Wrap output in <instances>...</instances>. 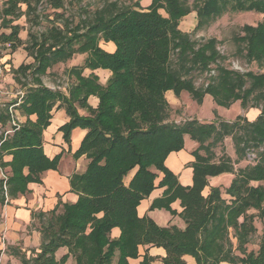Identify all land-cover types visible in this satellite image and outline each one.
Segmentation results:
<instances>
[{
  "label": "trees",
  "instance_id": "1",
  "mask_svg": "<svg viewBox=\"0 0 264 264\" xmlns=\"http://www.w3.org/2000/svg\"><path fill=\"white\" fill-rule=\"evenodd\" d=\"M67 2L6 0L0 6V21L11 33L2 34L0 41L17 51L23 45L22 27L13 25L15 21L25 17L32 26H39L46 16L40 13L41 7L66 11ZM194 10L206 25L228 10L264 11V0H195ZM191 13L182 0H152L146 9L139 2L125 6L107 2L91 15L80 17L77 24L56 13L54 20L48 17L51 25L45 32L31 34L25 51L34 63L14 71L22 78L30 75L34 81L26 85L19 104L28 120L11 125L12 133L1 137L0 168H9L10 174H4L6 191L5 181L0 183V202L25 194L29 184L42 183L45 172L58 170L62 154L50 159L43 148V135L55 109H64L70 118L59 130L66 144L70 145L73 130H87L73 157L86 156L90 163L84 174H76L70 181L78 201L64 204L61 214L58 209L40 213V252L29 259L21 256L23 264H66L70 257L76 264H154L156 259L148 251L140 255V248L146 246L166 252L162 264H191L188 259L193 264H264V234L258 252L246 248L257 232L256 216L264 218V187L253 185L264 181V74H242L217 65V78L205 90L197 89L186 77L196 70L210 71V65L221 57L214 42L206 51H194L189 36L179 30L182 19ZM257 29L245 26L240 41L247 43L248 57L263 66L264 31ZM100 42L113 43L115 52H106ZM86 52L89 56L84 65L70 71L76 82L69 95L44 86L41 77L49 69ZM87 69L109 70L112 75L102 86L94 73L83 76ZM168 91L177 95L186 91L200 104L210 94L226 109L238 101L244 110L262 106V113L254 122L244 116L233 122L221 118L169 122L171 107L164 96ZM92 96L99 99L97 109L88 105ZM79 109L88 115L82 116ZM8 122L12 120L7 108H0V123L5 126ZM185 136L198 145L193 152L191 187L182 186L165 165L170 154L184 149ZM226 140L232 143L235 159L226 152L216 153L217 148L226 147ZM245 160L248 164L238 168ZM226 173L234 175L226 189L230 199L223 198L220 188H211L205 196L209 178ZM159 174L163 178L157 186ZM158 188L165 191L150 210H166L179 217L185 223L183 229L161 227L150 217L138 215L141 202ZM176 201L181 203L180 213L172 209ZM251 210L257 215L250 214ZM114 229L120 230V236L113 239ZM61 248H67L68 254L58 260L56 253Z\"/></svg>",
  "mask_w": 264,
  "mask_h": 264
},
{
  "label": "rangeland",
  "instance_id": "2",
  "mask_svg": "<svg viewBox=\"0 0 264 264\" xmlns=\"http://www.w3.org/2000/svg\"><path fill=\"white\" fill-rule=\"evenodd\" d=\"M5 1L6 0H1L0 6H2ZM182 1L185 3L186 6L190 7L192 13L182 19L179 26V30L189 36V40L193 44L192 49L196 52L206 51V48L210 47L211 43L214 42L215 50L219 53V56L221 57V59L219 58L218 60H216V63L210 65V71L202 72L201 70H196L191 73L188 77H186L188 80L193 81L197 89L205 90L206 87L217 78V65L224 69L236 71L242 74H264V65H260V62H258L256 59L249 58L247 43L243 42L242 40L240 41V39L245 36V32L243 31V28L245 26H251L253 28H258L257 30L260 29L261 31H264L263 10L261 11L262 13L235 12L232 10H228L224 15L216 18L215 20L211 21L206 25H202L199 15L194 10L195 0ZM107 2H117L120 6L131 5L136 2H139L142 8L146 9L150 6L152 0H68L66 11L54 10L46 6L41 7L40 13L46 16L42 18L41 24L39 26H32L27 22V19L25 17L14 22L13 25H20L22 27L20 32V39L22 40L23 45L17 51L13 52L10 48L9 43L4 44L2 41H0V103L3 107H5V109H10L11 106L15 105V107H18L19 104L15 103L21 102V97L23 96L26 90V85L34 83L30 75H28L26 78H22L20 77V75L18 76L13 72L15 68H18L22 64L29 65L34 63V58L31 57L27 51H25V47L29 46L31 34L38 36L40 35V33L45 32L46 29L50 27V21L54 20L56 13L63 14L66 19H73L72 21H75V24H77L80 21V17L91 15L96 9L103 7ZM160 13L166 18L168 17L163 10H160ZM48 17L50 21L47 20ZM58 25H60L59 22ZM10 33L11 30L3 28L0 21V37L2 34L9 35ZM106 45L107 43L100 42V47L103 50H105ZM105 51L107 52V50ZM210 53V51H207L206 55L209 56ZM262 55L264 56V53ZM88 56V52H86V54H77L72 60H69L68 62L63 64H58L53 68L49 69L47 74L41 77L44 86L53 91H61L63 94L69 95L70 88L76 82L75 77L70 76V71L75 67L83 66ZM171 65L173 69H176V56L172 58ZM164 96L166 101L169 103L170 107L171 105L175 107H171L169 122H176L179 124L191 119H199L200 117L202 118V121H208V117L210 114L214 115V117L212 118L213 121H215L217 118H221L218 115L219 112L225 118L223 119L225 121L233 122L238 116H244L245 118H247L248 121H255L262 113V106H260L259 108H248L244 110L241 107L240 101L234 103L229 109L221 107V110H215L216 108L214 106H216L217 104L214 102V99L210 94L204 96L202 104H200L198 100L194 99V97L186 91L181 92L179 95H177V93H175L174 91H168L164 94ZM96 98L98 99V97ZM252 104L253 101L251 100L249 105ZM217 107L220 106L217 105ZM250 112H254L255 115L258 116H249ZM202 114L206 115L203 116ZM9 127L10 126H6L4 129L8 130L10 129ZM225 144V148L219 147L216 149L217 155L221 156L225 152L228 155L229 153L235 155V152L231 153L233 149L231 148L233 147L231 141L226 140ZM233 158H235V156H233ZM89 163L90 160L88 159V165ZM245 164H248L246 160L237 167L239 168L240 166H243ZM135 172L136 170L132 171L129 174V176L125 179L126 183L130 182V179L133 177V174H135ZM0 173L1 178H3L2 174L5 173H2L1 170ZM230 183L227 188L231 185ZM253 185L264 187V181L254 182ZM222 193L224 194L222 195L223 198L226 199V197L228 196L226 194V190ZM249 213L257 215V211L254 210H251ZM254 226L256 227L257 232L251 237L250 243L246 246L248 252H258L259 250L261 238L264 234V218L256 216L254 220ZM233 242L235 246H237V240L233 238ZM154 249L158 248H154L151 246L141 247L140 255L143 256L146 251H148L149 255L156 259L154 264H162V258L157 255V253H152V250ZM71 258L72 257H70L66 264L74 263L73 261L75 260H72ZM141 259L142 257L138 260H133L132 263H137Z\"/></svg>",
  "mask_w": 264,
  "mask_h": 264
},
{
  "label": "crops",
  "instance_id": "3",
  "mask_svg": "<svg viewBox=\"0 0 264 264\" xmlns=\"http://www.w3.org/2000/svg\"><path fill=\"white\" fill-rule=\"evenodd\" d=\"M105 50L109 53H114L116 46L113 43H109L106 45ZM18 68H15V70ZM15 70H13V72ZM93 73L99 77L102 85H106V82L111 76L110 71L101 69L96 71L86 70L83 75L89 77ZM20 103L16 102L15 104ZM98 103L99 100L96 97H90L88 100V104L92 108H97ZM15 106H11L10 109L7 108L12 122H8L5 126L0 123V141L3 134L8 135L12 133V131H10L11 125L16 126L17 124H24L28 120V117L22 114L19 106ZM171 107L175 108L173 105H171ZM214 107L216 108L215 110H221V107H217V105ZM0 108L5 109L1 103ZM79 113L82 116H87L85 110L79 109ZM52 115L53 118L51 120V125L43 135V148L45 154L50 159H54L56 156L62 154L59 168L57 171L50 170L45 172L41 177V184H29L28 190L25 194L19 195L5 204L0 202V264H23L21 256L26 255V258L29 259L39 253L42 244V235L40 232L41 219L39 218L40 213L47 214L58 209L57 214H61L63 212L64 204H75L78 201V196L71 191L70 181L74 175L83 174L85 172L88 165V159L85 156L75 159L73 154L80 148L81 143L87 134V130L80 128L73 130L71 134V143L68 145L65 143L63 133L59 130L70 121L69 116L64 109H55L52 112ZM205 115L206 114L203 116ZM218 115L222 119H225L220 112ZM250 115L254 117L258 116L255 115L254 112H250L249 116ZM212 117H214V115L210 114L208 121H202L201 117L199 120L201 122H213ZM30 119L36 121L37 117L31 116ZM6 126H10V129H4ZM197 147L198 145L196 142L191 140L189 136H185L184 149L178 153L170 154L165 162L166 167L177 176L179 183L184 187H191L193 185L192 164L195 162L193 152ZM233 152L234 150L232 149L231 153ZM229 155L232 159H235L233 158L235 155L230 153ZM5 160L8 162L11 161V157H7ZM0 170L7 176L10 174L9 168L5 170L0 168ZM162 178L163 174H159L157 186ZM233 178L234 175L230 173L209 178L210 186L205 190L204 195L207 196L210 193L211 188H220L222 192L225 191L229 183L233 181ZM1 182L2 178L0 173V183ZM164 191L165 188H158L148 199L142 201L141 205L138 207V215L140 217H150L161 227L175 225L183 229L185 224L179 217L172 216L166 210H150L153 202L156 199L161 198ZM1 195L0 191V197ZM226 199L229 200L230 197L227 196ZM172 209L180 213L182 211L180 201H176L172 204ZM119 236L120 230L114 229L111 237L114 239ZM152 253H157L161 258L166 256L163 249H154L152 250ZM66 254H68V249L61 248L56 253V258L60 260ZM71 259L73 260V258ZM188 260L190 263H193L191 259ZM73 262L74 263H71L76 264L75 261Z\"/></svg>",
  "mask_w": 264,
  "mask_h": 264
},
{
  "label": "built area",
  "instance_id": "4",
  "mask_svg": "<svg viewBox=\"0 0 264 264\" xmlns=\"http://www.w3.org/2000/svg\"><path fill=\"white\" fill-rule=\"evenodd\" d=\"M254 157H255V155H250V158H254ZM2 176H3L2 180L5 181L4 190L6 191L7 190V187H6V180H7V178H6V176L4 174H2Z\"/></svg>",
  "mask_w": 264,
  "mask_h": 264
}]
</instances>
